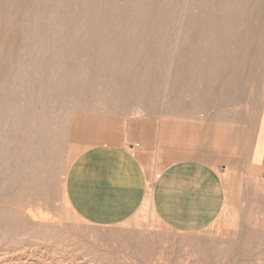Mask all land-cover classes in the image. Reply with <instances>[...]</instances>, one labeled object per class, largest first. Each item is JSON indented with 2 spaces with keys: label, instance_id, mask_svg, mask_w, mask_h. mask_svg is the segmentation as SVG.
Listing matches in <instances>:
<instances>
[{
  "label": "rangeland",
  "instance_id": "374dc122",
  "mask_svg": "<svg viewBox=\"0 0 264 264\" xmlns=\"http://www.w3.org/2000/svg\"><path fill=\"white\" fill-rule=\"evenodd\" d=\"M216 91L224 109L264 105V0H0V210L22 228L0 235V264H264L260 207L180 235L148 207L103 228L67 200L75 159L122 143L132 115Z\"/></svg>",
  "mask_w": 264,
  "mask_h": 264
},
{
  "label": "crops",
  "instance_id": "0c3cea01",
  "mask_svg": "<svg viewBox=\"0 0 264 264\" xmlns=\"http://www.w3.org/2000/svg\"><path fill=\"white\" fill-rule=\"evenodd\" d=\"M217 94L181 113L165 103L164 116H157L161 104L132 115L122 143L79 155L66 177L75 214L110 228L148 207L169 231L196 235L212 229L227 206L264 209V105L224 109L232 101Z\"/></svg>",
  "mask_w": 264,
  "mask_h": 264
},
{
  "label": "bare ground",
  "instance_id": "6f19581e",
  "mask_svg": "<svg viewBox=\"0 0 264 264\" xmlns=\"http://www.w3.org/2000/svg\"><path fill=\"white\" fill-rule=\"evenodd\" d=\"M191 46V45H190ZM192 48V47H191ZM247 63H248V61H247ZM208 69V68H207ZM206 69V70H207ZM246 76V75H245ZM244 76V77H245ZM247 77V76H246ZM151 100H149V102H150ZM147 102V101H146ZM9 104V103H8ZM7 110H5V111H7V114L10 116V117H13L14 118V116H13V114H12V112H13V108L14 107H12V104H11V107L10 106H7ZM22 112V111H21ZM2 119H4V118H2ZM1 120V119H0ZM13 120V119H12ZM15 120H17L16 118H15ZM11 121V120H10ZM4 122H6V121H4ZM8 122V121H7ZM13 122H14V120H13ZM11 123V122H10ZM14 123H16V122H14ZM3 124V123H2ZM9 124V123H8ZM13 124V123H12ZM4 125V124H3ZM4 128V127H3ZM13 128V127H12ZM8 129H10V127L8 128ZM8 132V131H7ZM11 132V131H10ZM1 133V132H0ZM5 135H6V133H5ZM11 135V134H10ZM9 135V136H10ZM1 137V136H0ZM12 137V136H11ZM9 138V137H8ZM18 138V137H17ZM16 138V139H17ZM6 139H7V136H6ZM5 139V140H6ZM28 139V138H27ZM1 140V139H0ZM3 140H4V138H3ZM9 140H10V138H9ZM3 143V142H2ZM12 144V143H11ZM13 144H14V142H13ZM23 144V143H22ZM4 146V145H3ZM11 146H13V145H11ZM2 147V146H1ZM16 148V147H15ZM1 150V149H0ZM14 152H16V151H14ZM20 152V151H19ZM24 153V152H23ZM16 154V153H15ZM14 154V155H15ZM14 159V158H13ZM27 159V158H26ZM9 160V159H8ZM11 163V162H10ZM18 163V162H17ZM20 163V162H19ZM9 165V164H8ZM14 167V166H13ZM35 167V166H34ZM19 168V167H18ZM16 169V168H15ZM22 169V168H21ZM27 169V168H26ZM38 169V168H37ZM3 170V169H2ZM21 171V170H20ZM27 171V170H26ZM50 172V171H49ZM13 173V172H12ZM34 173H35V171H34ZM17 174V173H16ZM26 174V173H25ZM33 174V173H32ZM36 174V173H35ZM38 174V173H37ZM30 175H31V173H30ZM29 175V176H30ZM34 175V174H33ZM19 176V175H18ZM20 176H21V173H20ZM25 176V175H24ZM28 176V175H27ZM37 176H39V174L37 175ZM37 176H36V182H38L39 181V178L40 177H38V180H37ZM45 176V175H44ZM13 177V176H12ZM11 177V178H12ZM23 177V176H22ZM10 178V177H9ZM18 178V177H17ZM30 178V177H29ZM15 179V178H14ZM28 179V178H27ZM3 180V179H2ZM17 180V179H16ZM21 180V179H20ZM19 180V181H20ZM9 181V180H8ZM18 181V182H19ZM31 181H32V179H31ZM43 181H45V180H43ZM22 182V181H21ZM27 182V181H26ZM29 183H30V181H28ZM36 182H35V184H36ZM3 183V182H2ZM20 183V182H19ZM15 184H16V181H15ZM37 184H39V183H37ZM13 185V184H12ZM40 185V184H39ZM49 185V184H48ZM5 186V185H4ZM9 186V185H8ZM3 187V186H2ZM7 187V186H6ZM24 188V187H23ZM36 188V187H35ZM46 188V187H45ZM9 189V188H8ZM11 189V188H10ZM5 190V189H4ZM15 190V189H14ZM40 192H41V189H38ZM8 191H10V190H8ZM33 191V190H32ZM31 191V192H32ZM7 192V191H6ZM24 193V192H23ZM52 193V192H51ZM11 194H12V191H11ZM36 194H37V192H36ZM39 194V193H38ZM7 195H9V194H7ZM27 195V194H26ZM37 196V195H36ZM39 196H41V195H39ZM43 196V195H42ZM0 197H1V195H0ZM6 197V196H5ZM29 197V196H28ZM8 198V197H7ZM32 198V197H31ZM42 198V197H41ZM17 199V198H16ZM29 199V198H28ZM4 200V199H3ZM23 200V199H22ZM21 200V201H22ZM36 200V199H35ZM38 200V199H37ZM1 201V200H0ZM18 201H20V198H19V200ZM16 202H17V200H16ZM15 202V203H16ZM6 210H7V208H6ZM30 215V214H29ZM33 217V216H32ZM30 226V225H29ZM31 228H32V226H31ZM22 228H21V222L19 221V220H16V219H13V217L12 216H10V215H7V212L6 211H4V209H3V211H1L0 210V235L1 234H3L5 237H7V238H9V242H10V238H12V237H17V235L19 234V235H21L19 232H20V230H21ZM30 229V228H29ZM29 229H27V230H29ZM39 229V228H38ZM23 232V231H22ZM39 232V231H38ZM37 232V233H38ZM41 232V231H40ZM25 234H28V233H26L25 232ZM35 234V233H34ZM24 235V234H23ZM1 238H4V237H1ZM19 239V238H18ZM20 239H22V238H20ZM199 240V239H198ZM20 241V240H19ZM21 242V241H20ZM19 242V243H20ZM2 243V242H1ZM16 243H18V242H16ZM15 243V244H16ZM22 243V242H21ZM5 244V243H4ZM13 244H14V241H13ZM3 245V244H2ZM4 248V247H3ZM26 249V248H25ZM34 250V249H33ZM33 252V251H32ZM25 253V252H24ZM40 255V254H39ZM19 257V256H18ZM25 257V256H24ZM16 259V258H15ZM23 259V258H22ZM37 261V260H36ZM15 263V262H14Z\"/></svg>",
  "mask_w": 264,
  "mask_h": 264
}]
</instances>
